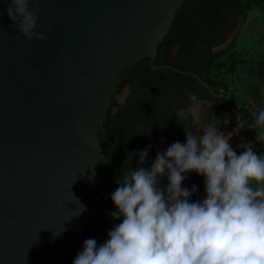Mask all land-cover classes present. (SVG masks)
Wrapping results in <instances>:
<instances>
[{"label": "water", "instance_id": "obj_1", "mask_svg": "<svg viewBox=\"0 0 264 264\" xmlns=\"http://www.w3.org/2000/svg\"><path fill=\"white\" fill-rule=\"evenodd\" d=\"M183 1L31 0L45 39L29 40L0 0V264H72L85 228L103 244L122 222L85 200L107 171L97 132L123 71L176 70L154 61Z\"/></svg>", "mask_w": 264, "mask_h": 264}, {"label": "clouds", "instance_id": "obj_2", "mask_svg": "<svg viewBox=\"0 0 264 264\" xmlns=\"http://www.w3.org/2000/svg\"><path fill=\"white\" fill-rule=\"evenodd\" d=\"M31 0H10L7 14L27 39L44 40L33 31ZM177 110L181 120L195 119L200 101ZM254 126L264 128V109L253 113ZM186 143L176 141L158 152L145 168L148 148L139 151V164L117 179L111 194L113 220L122 222L97 246L84 241L72 264H264V155L240 144L237 155L216 125L200 135L185 130ZM204 177L205 198L192 202L196 192L182 187L187 174ZM167 178V185L161 181Z\"/></svg>", "mask_w": 264, "mask_h": 264}, {"label": "trees", "instance_id": "obj_3", "mask_svg": "<svg viewBox=\"0 0 264 264\" xmlns=\"http://www.w3.org/2000/svg\"><path fill=\"white\" fill-rule=\"evenodd\" d=\"M230 6L234 11L244 12L247 15L255 10L263 12L264 0H193L192 5L186 8L192 12L189 15H185L181 12L185 10L184 5H182L175 13V17L178 21L170 28L168 33L158 44L157 57L154 62L155 65H170L176 70L168 67L159 68L157 70L152 69L148 59H144L131 65L122 73L119 78L120 82L117 85L118 88L124 85L126 81H131L133 83L131 88L133 91L137 88V84H140V86L147 89L148 92H161L167 90L183 92V90L186 89V85L193 84L191 91L200 90L201 96L208 99H213V92L217 93L218 98H216V100L222 101L225 105H228V102L218 94L229 92L228 82L230 81L231 75L236 68L245 61L247 52H245V54H240L237 53V51H233L229 56L221 58L225 51L218 56H214L210 47L212 45H217L222 39L218 40L219 28L221 25L219 23V11ZM200 41H203L207 45L205 49L206 57L203 60L201 58L198 59L194 49V45ZM173 44L180 45L175 55L168 49ZM234 44L235 41L231 43V46L227 50L233 47ZM135 71L136 78L132 80L131 74ZM187 72H192L193 75L197 74L200 79L192 74L189 75ZM229 99L231 101V108L229 106L225 107L220 103L217 105L219 109H223L224 107V113L219 116V119L227 118L231 120V124H234L235 117H237L246 128L252 129L251 125L254 120L253 112L244 105L238 107L237 104L232 101L231 96ZM111 103L116 104L115 101ZM212 120H216V116H213ZM131 121L134 120L128 119L127 122ZM133 130L134 129L123 127L121 123L113 128H109L108 118H102L97 136L101 142L104 153L108 152L106 150L107 147L110 148V153H107V177L98 185L95 196H87L85 200L98 204H108L112 202L111 194L118 186L116 183L117 179L122 173L127 171L131 164H133L135 169L141 166L139 164V151L145 149L148 138H150V134H152L153 130H147V138L143 140L141 135H132ZM156 131L159 132V135L156 137L158 140L165 137L163 135V130L157 129ZM200 134L201 132L199 135ZM234 138L235 137L231 139L233 148L234 146L236 147ZM257 145L264 153L262 145ZM243 151L244 148L238 149L236 147L237 155L241 154ZM142 166L145 167L144 164ZM162 181L164 182L163 184L168 183L167 178H164ZM105 182L108 183L106 184ZM83 233L84 235L87 234L89 238L95 239L98 247L101 245L88 228H85ZM70 259L71 257L69 256L65 263L69 262Z\"/></svg>", "mask_w": 264, "mask_h": 264}, {"label": "flooded vegetation", "instance_id": "obj_4", "mask_svg": "<svg viewBox=\"0 0 264 264\" xmlns=\"http://www.w3.org/2000/svg\"><path fill=\"white\" fill-rule=\"evenodd\" d=\"M192 1L193 0L183 1L182 5H184L185 7V10L181 11L183 12V14L189 15L190 13H192L190 12V10L186 9L188 6L192 5ZM182 5L180 7H182ZM243 14H244V18L242 17ZM219 15H220L219 23L221 25L218 33V40L221 38L222 39L217 45H212L210 49L211 52L214 54V56H218L220 53L225 51L223 56L227 57L229 56L230 53L235 51L233 47L227 50L231 46V44L223 49L217 47L233 32L235 27L241 22L239 31L237 32L235 38L232 40V42L233 41L236 42L238 35L245 26V22L247 21L248 14L246 15L244 12L234 11L230 6L228 8L225 7L223 10L219 11ZM260 16H264L263 13H261ZM177 21L178 19L174 16L171 27L174 26V24ZM206 46L207 45L203 41H200L196 45H194V49L195 52L197 53L198 59L201 58L203 60L206 57V53H205ZM179 47H180L179 44H173L168 49L173 55H175L178 52ZM187 73L189 75L190 74L193 75L192 72H187ZM193 76L200 79V77L197 74H194ZM135 78H136V71L131 74V79L134 80ZM132 85L133 83L131 81H126L124 85H122L121 87L118 88V86H116L111 99V102L115 101L116 104L111 103L109 109L106 111L103 117L108 118L109 128H113L121 123L125 128L134 129L132 135L133 134L141 135L142 140L147 138V134H146L147 130H151V129L153 130L152 134H150V138H148V142L145 147L148 148V146L151 145V148L148 149V155L144 163L146 168L151 166L158 152L160 153L165 152L166 149L176 141H180L181 143H186L185 130L192 131L194 134L199 135V133L200 132L202 133V130L209 125H216L217 127V125L220 126L225 121H229L231 123L230 119L227 118L219 119V116H221V114L224 113V107L223 109H219L217 106L220 103L223 104V106L225 107L229 106L231 108L229 92L225 94L220 93L223 94V96H220L218 94L220 97H223L228 102V105H225L222 101L216 100V98H218L217 93L213 92L212 94L213 99H208L201 96L200 90L191 91L193 84L186 85V89L183 90V92L173 91V90H167L161 92H148L147 89L142 88L140 84H137L136 86L137 88L133 91L131 89ZM189 93H194L197 96L198 100L200 101V105L197 110L195 119L189 116L188 119L181 120L177 116V110L182 108H187L188 106H190L192 102L189 100ZM225 96H228V100L225 98ZM203 103H208V107L202 108ZM213 116H216V120H212ZM128 119L134 121L127 122ZM237 120L238 118L235 117L236 122ZM238 121L241 122L240 120ZM242 125L243 128H245L244 130L246 135L250 134L253 131V129L246 128V126L243 123ZM157 129L163 130V135L165 136L164 138L160 140L156 138L159 135V132L156 131ZM235 144L238 149L242 148L239 147L240 144H246V145L250 144V146L253 147V150L257 155H262L263 153V151L256 143H252V142L249 143L245 141L242 142L241 139L240 143L239 142L237 143V140H235ZM236 147L235 146L234 148L232 147L234 151H236ZM106 150L108 151L107 153L109 154L110 148L107 147ZM107 153H105L106 160H107ZM130 168L135 170L133 164H131L128 167L127 171ZM106 177H107V171H106L105 179ZM105 183L107 184L108 182ZM163 183L164 182L161 181V184ZM163 185H167V183ZM193 185L196 186L197 190L189 198L190 201L192 202L202 201L206 196L204 177L199 176L196 172L188 173L187 178L184 180L182 184V187L188 188L191 191ZM84 237L85 240L89 239V236L87 234H85Z\"/></svg>", "mask_w": 264, "mask_h": 264}, {"label": "crops", "instance_id": "obj_5", "mask_svg": "<svg viewBox=\"0 0 264 264\" xmlns=\"http://www.w3.org/2000/svg\"><path fill=\"white\" fill-rule=\"evenodd\" d=\"M260 30H262L259 32L260 35L255 34L257 44L251 46L249 55H246L245 61L236 68L228 82L229 96L232 97V101L238 107L244 105L253 113L264 109V36L263 28ZM205 106L208 107V103ZM238 120L234 124L225 121L222 125H217V128L226 136L228 133H233L232 137L240 143L245 128ZM225 124L227 128L224 129ZM252 124L254 125V120ZM233 126H236V129ZM256 128L258 138L252 143L260 144L264 149V128Z\"/></svg>", "mask_w": 264, "mask_h": 264}, {"label": "rangeland", "instance_id": "obj_6", "mask_svg": "<svg viewBox=\"0 0 264 264\" xmlns=\"http://www.w3.org/2000/svg\"><path fill=\"white\" fill-rule=\"evenodd\" d=\"M263 12L255 10L248 14L247 21L245 22V26L241 30L235 44L233 45V49L237 51V53L245 54V52H247V55H249L250 52L249 49L252 48L251 46L257 44L255 40L256 37L255 34L257 33L258 35H260L259 32L262 31L260 29H262L264 23V17L260 15ZM251 32L254 34H252ZM222 57L224 56L222 55L221 58ZM205 104L206 103L202 104V108H206ZM223 128L224 129L227 128L226 124L223 126ZM233 128L236 129V126H233ZM257 138L258 135L256 134V136L251 139V142L256 141ZM262 155H264V153H262Z\"/></svg>", "mask_w": 264, "mask_h": 264}]
</instances>
